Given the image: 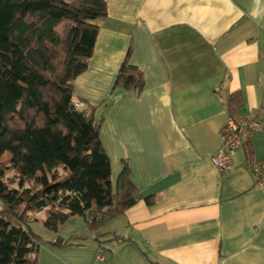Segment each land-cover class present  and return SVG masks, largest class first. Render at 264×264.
<instances>
[{"label":"crops","instance_id":"crops-1","mask_svg":"<svg viewBox=\"0 0 264 264\" xmlns=\"http://www.w3.org/2000/svg\"><path fill=\"white\" fill-rule=\"evenodd\" d=\"M106 2L73 85L80 99L103 103L113 179L127 161L140 199L100 229L110 259H98L103 247L86 231L67 237L83 245L42 247L39 264H264V184L246 146L225 171L212 161L230 119L225 100L239 94L237 114L249 116L264 106V0ZM130 46L141 91L113 88ZM249 144L264 160V134Z\"/></svg>","mask_w":264,"mask_h":264},{"label":"trees","instance_id":"trees-1","mask_svg":"<svg viewBox=\"0 0 264 264\" xmlns=\"http://www.w3.org/2000/svg\"><path fill=\"white\" fill-rule=\"evenodd\" d=\"M107 16L106 0H0V158L10 153L18 176L12 185L0 165V264H39L43 243L30 226L34 212L43 211L44 224L55 231L82 216L103 247L100 229L140 199L127 161L113 179L101 139L103 103L80 99L73 85L89 67L98 21ZM132 51L130 46L114 89L144 88ZM240 101L235 93L225 100L230 117L238 115ZM249 143L247 162L257 161ZM75 238L81 237L45 243L83 245Z\"/></svg>","mask_w":264,"mask_h":264},{"label":"built area","instance_id":"built-area-1","mask_svg":"<svg viewBox=\"0 0 264 264\" xmlns=\"http://www.w3.org/2000/svg\"><path fill=\"white\" fill-rule=\"evenodd\" d=\"M76 107L82 104L75 100ZM264 134V106L261 107L256 116L238 114L236 117H230L225 125L222 135L223 143L219 151L212 157V161L220 171H225L232 166V154L244 147L254 136ZM251 171L256 175L260 184H264V160L247 162ZM94 238L96 234L92 235ZM106 251L100 248L99 260L106 259Z\"/></svg>","mask_w":264,"mask_h":264},{"label":"rangeland","instance_id":"rangeland-1","mask_svg":"<svg viewBox=\"0 0 264 264\" xmlns=\"http://www.w3.org/2000/svg\"><path fill=\"white\" fill-rule=\"evenodd\" d=\"M0 165L1 167H7L5 178L12 185L16 186L18 182V176H17V171L15 167L13 166V160H12V156L10 153H7L0 158ZM33 214L36 215V219L31 221L30 226L33 232H35L37 235L41 237L40 239H41V242L43 243L42 247L47 248L49 246L48 244L45 243V241H51V240L59 238L60 236L61 237L65 236L67 238L70 234L72 233L75 234L74 232L78 233V235H81V236L90 237L89 235L90 233L88 234L86 232L87 231L86 221L82 216L76 215V216L71 217L68 221L61 223L59 225L58 231H55L47 227L44 224L43 220L47 219V216L46 218L41 219V215L39 212H34ZM80 240H84V239L81 238Z\"/></svg>","mask_w":264,"mask_h":264},{"label":"water","instance_id":"water-1","mask_svg":"<svg viewBox=\"0 0 264 264\" xmlns=\"http://www.w3.org/2000/svg\"><path fill=\"white\" fill-rule=\"evenodd\" d=\"M106 255H107V258L110 259V256H111L110 252H107Z\"/></svg>","mask_w":264,"mask_h":264}]
</instances>
